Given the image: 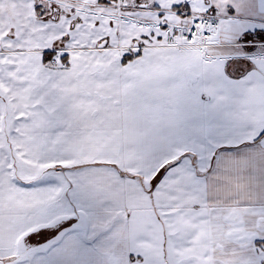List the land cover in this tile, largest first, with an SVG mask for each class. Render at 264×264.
Returning <instances> with one entry per match:
<instances>
[{"label": "snow or ice", "instance_id": "obj_1", "mask_svg": "<svg viewBox=\"0 0 264 264\" xmlns=\"http://www.w3.org/2000/svg\"><path fill=\"white\" fill-rule=\"evenodd\" d=\"M0 264H264V0H0Z\"/></svg>", "mask_w": 264, "mask_h": 264}]
</instances>
